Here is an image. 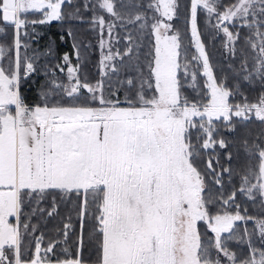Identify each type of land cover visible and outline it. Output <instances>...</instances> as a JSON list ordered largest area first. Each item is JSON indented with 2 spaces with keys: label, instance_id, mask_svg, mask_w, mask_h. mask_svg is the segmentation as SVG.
<instances>
[{
  "label": "snow or ice",
  "instance_id": "obj_1",
  "mask_svg": "<svg viewBox=\"0 0 264 264\" xmlns=\"http://www.w3.org/2000/svg\"><path fill=\"white\" fill-rule=\"evenodd\" d=\"M0 264H264V0H0Z\"/></svg>",
  "mask_w": 264,
  "mask_h": 264
},
{
  "label": "trees",
  "instance_id": "obj_2",
  "mask_svg": "<svg viewBox=\"0 0 264 264\" xmlns=\"http://www.w3.org/2000/svg\"><path fill=\"white\" fill-rule=\"evenodd\" d=\"M75 2H80V0H75ZM182 3L186 2V0H181ZM227 2V0H225ZM71 10V9H69ZM89 15L85 14V22L78 23L77 27L79 30L80 37L86 42L91 43L92 47L89 49V55L87 58V62L83 64L81 73L82 75H87L89 79L95 80L98 78V60H99V49L97 46V38L96 34L91 30V26L89 21ZM176 24L178 27H180L182 30L185 27V23L183 20V15L181 16V19L176 21ZM201 24V30L203 32V39L206 43L207 50L210 57V62L212 63L214 67V72L217 75L218 78H222L225 75H230L229 69H228V57L227 53L225 52L224 48L222 47V43L219 39L212 40L211 39V32L210 30L205 28L204 20L201 18L200 21ZM56 28L51 29V32L56 31ZM46 40V38H45ZM45 41H41V46ZM185 44H188V39L185 38ZM70 48V42L60 45L58 54H62L63 51H67ZM194 51V50H193ZM200 82H203V77H199ZM189 95L192 94V90L186 89ZM242 91L248 96L250 100H255L256 96L258 95L259 89L258 88H252L248 85L244 84L242 85ZM28 95L31 97L32 93H28ZM237 101L240 99V97L236 98ZM262 126L258 122H253L248 125V128L251 129L253 132H257L260 130ZM239 202L241 203L242 207H247L248 212L250 214L255 215L258 211V207H254L253 204L250 201H247L246 198L241 197L239 199ZM58 221H52L47 225V228L51 230L55 224H57ZM48 235H52V232L49 231Z\"/></svg>",
  "mask_w": 264,
  "mask_h": 264
}]
</instances>
